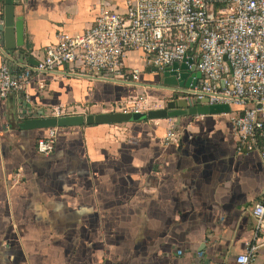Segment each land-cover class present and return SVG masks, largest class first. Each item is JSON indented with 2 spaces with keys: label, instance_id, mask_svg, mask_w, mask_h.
<instances>
[{
  "label": "crops",
  "instance_id": "obj_1",
  "mask_svg": "<svg viewBox=\"0 0 264 264\" xmlns=\"http://www.w3.org/2000/svg\"><path fill=\"white\" fill-rule=\"evenodd\" d=\"M102 1L125 13L126 0H19L24 44L7 50L0 33V65L40 58L60 32L83 33ZM125 65L141 69L142 53L129 51ZM144 68L136 83L34 74L28 91L36 105L75 104L86 114L145 92L170 99L143 86L157 83ZM98 84L104 94L82 98ZM20 110L14 93L0 98V264H238L254 242L264 163L257 150L235 149L230 109L63 127L48 154L36 148L47 130L21 128ZM171 126L178 137L164 141ZM257 243L250 264H264V229Z\"/></svg>",
  "mask_w": 264,
  "mask_h": 264
},
{
  "label": "built area",
  "instance_id": "obj_2",
  "mask_svg": "<svg viewBox=\"0 0 264 264\" xmlns=\"http://www.w3.org/2000/svg\"><path fill=\"white\" fill-rule=\"evenodd\" d=\"M125 2V13H119L102 1L90 28L80 34L60 32L55 42L44 46L42 56L30 58L28 64L11 67L2 63L0 98L14 93L22 118L85 116L75 104H34L28 91L33 75L63 70L79 77L136 83L141 69H128L125 61L129 51L137 50L142 53L143 67L162 70L177 62L186 70L199 71L200 78L188 88V96L228 105L235 149L257 150L264 163V0ZM37 83L43 87L42 81ZM163 99L129 98L115 103L112 112L162 109ZM58 129L46 128V136L37 139L39 153L54 149ZM177 137L173 126L163 136L167 142ZM251 214L254 242L236 256L238 264H250L259 245L258 233L264 229V186Z\"/></svg>",
  "mask_w": 264,
  "mask_h": 264
},
{
  "label": "water",
  "instance_id": "obj_3",
  "mask_svg": "<svg viewBox=\"0 0 264 264\" xmlns=\"http://www.w3.org/2000/svg\"><path fill=\"white\" fill-rule=\"evenodd\" d=\"M18 1L0 0V33L2 34L4 47L7 50H14L24 44L23 20L20 16L15 17V4ZM147 71L155 73V81L157 83L143 86L168 91L172 96V99L167 101L162 109L148 110L146 112H102L97 114L89 113L85 116L30 118L24 120L20 127L23 129H46L54 126L63 128L84 124H109L187 115H204L224 112L230 109L226 104H208L206 99L198 100L188 96V88L193 87L200 78V72L194 67L191 70H186L184 64L174 62L165 66L162 70L147 68ZM111 81L117 82L118 80L112 79Z\"/></svg>",
  "mask_w": 264,
  "mask_h": 264
},
{
  "label": "rangeland",
  "instance_id": "obj_4",
  "mask_svg": "<svg viewBox=\"0 0 264 264\" xmlns=\"http://www.w3.org/2000/svg\"><path fill=\"white\" fill-rule=\"evenodd\" d=\"M132 59L136 60V57H132ZM144 70H145V68L142 67L141 68V73L142 74L145 73ZM105 88L106 87L103 84H98L97 86L95 85V89L93 90L90 86L86 85L85 88L81 91L82 95H83L82 98L89 100V98L92 96V94H93L92 97L98 98V93H100V95L104 94L105 93L104 91H106ZM79 93L80 92H78V94ZM145 96L149 97L153 101H154V99H160L161 98L159 95L153 94L151 92H148V93L145 92V93H142L139 96L137 95L135 97L138 98V97H145ZM135 97H133V98H135ZM166 99H168V98H164L163 101L161 102V104H164V106H165ZM158 104H160V103H151L150 106H155V105H158ZM114 105L115 104H113L112 106L114 107Z\"/></svg>",
  "mask_w": 264,
  "mask_h": 264
},
{
  "label": "flooded vegetation",
  "instance_id": "obj_5",
  "mask_svg": "<svg viewBox=\"0 0 264 264\" xmlns=\"http://www.w3.org/2000/svg\"><path fill=\"white\" fill-rule=\"evenodd\" d=\"M172 99V97L170 98V99H168L167 101H169V100H171ZM167 101H166V103H167Z\"/></svg>",
  "mask_w": 264,
  "mask_h": 264
}]
</instances>
